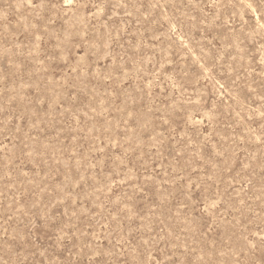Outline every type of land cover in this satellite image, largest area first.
Wrapping results in <instances>:
<instances>
[{"label":"rangeland","instance_id":"374dc122","mask_svg":"<svg viewBox=\"0 0 264 264\" xmlns=\"http://www.w3.org/2000/svg\"><path fill=\"white\" fill-rule=\"evenodd\" d=\"M0 264H264V0H0Z\"/></svg>","mask_w":264,"mask_h":264}]
</instances>
